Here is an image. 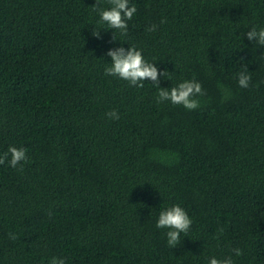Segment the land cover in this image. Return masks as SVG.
Wrapping results in <instances>:
<instances>
[{"label": "trees", "instance_id": "16d2710c", "mask_svg": "<svg viewBox=\"0 0 264 264\" xmlns=\"http://www.w3.org/2000/svg\"><path fill=\"white\" fill-rule=\"evenodd\" d=\"M129 4L122 36L96 0H0V157L28 156L0 165V264H264V47L244 35L264 0ZM131 46L170 73L161 88L200 82L199 108L105 75ZM174 205L193 223L173 249L156 224Z\"/></svg>", "mask_w": 264, "mask_h": 264}, {"label": "clouds", "instance_id": "9594fccd", "mask_svg": "<svg viewBox=\"0 0 264 264\" xmlns=\"http://www.w3.org/2000/svg\"><path fill=\"white\" fill-rule=\"evenodd\" d=\"M110 8H104L100 5L99 0H96V5L92 7L93 11L100 16L103 24H106L108 29L119 31L122 36L128 34V21L132 20L137 12L135 5L129 4V0H109ZM166 20H161V23H166ZM157 25L153 24L146 29L148 32H155ZM93 37L100 39L101 31L95 30L92 33ZM247 39L255 42L260 47H264V28L253 26L247 31ZM115 37V33H114ZM115 39V38H114ZM107 56L111 58L112 63L105 68V75L118 77L119 79L128 81L131 86L143 88L144 81H151L159 88L157 103L169 101L173 105H182L185 109L192 111L199 108V100L197 96L204 95L203 86L196 79L186 80L175 87L165 89L160 87V77L169 76V72H161L156 64L149 63L144 59L143 50H138L135 46L129 49L119 47L108 51ZM238 85L243 89H248L252 86V76L247 68L242 69L238 74ZM110 119H119V113L115 110L106 113ZM11 156L10 161L8 156ZM27 150L23 147L17 148L10 146L8 152L0 157V165L9 163L10 167L17 168L20 165V170H23L22 164L27 163ZM193 221L187 211L180 205H174L167 209H162L159 213V218L156 227L159 229H167V245L170 248H176L180 243L181 234H187L191 228ZM221 233L223 229L219 230ZM11 239H16L14 234H10ZM236 256L243 255L239 248L233 249ZM50 264H66L64 258L53 257ZM209 264H234L231 256L225 258L212 257Z\"/></svg>", "mask_w": 264, "mask_h": 264}]
</instances>
